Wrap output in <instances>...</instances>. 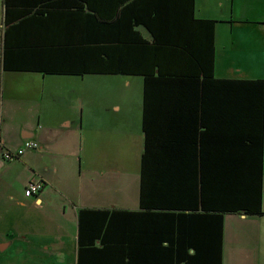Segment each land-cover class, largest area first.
I'll return each mask as SVG.
<instances>
[{
	"label": "crops",
	"instance_id": "obj_1",
	"mask_svg": "<svg viewBox=\"0 0 264 264\" xmlns=\"http://www.w3.org/2000/svg\"><path fill=\"white\" fill-rule=\"evenodd\" d=\"M4 7L0 0V264H77L82 208L138 213L135 226H126L125 235L112 241L119 247L116 264H214V245L210 249L204 241L206 217L194 216L207 210L172 206L176 179L164 194L167 207L140 204L144 77L4 70ZM193 15L214 20V79L264 80V0H194ZM135 28L151 39L144 26ZM115 75L141 78L137 115L127 95L130 80L118 87L121 93L126 89L123 102L110 89L97 85L89 95L86 86L81 91L77 85ZM208 83L211 96L221 92L220 84ZM206 112L163 111L157 116V131L178 136L192 130L197 120L199 130L221 132L219 116ZM26 141L37 147L11 160L3 156L4 149L14 151ZM262 163L263 213L224 214L215 264H264V140ZM36 179L43 189L25 197L27 183ZM159 193L157 187L149 192L153 197ZM85 234L84 245L92 243V236ZM93 243L95 250L83 252L82 261L103 264L109 259L106 243L100 238Z\"/></svg>",
	"mask_w": 264,
	"mask_h": 264
},
{
	"label": "trees",
	"instance_id": "obj_2",
	"mask_svg": "<svg viewBox=\"0 0 264 264\" xmlns=\"http://www.w3.org/2000/svg\"><path fill=\"white\" fill-rule=\"evenodd\" d=\"M4 6V70L144 77L140 204L167 207L164 194L176 179L171 204L207 210L194 216L206 217L204 241L214 245L216 263L224 214L263 213L264 80L213 78L214 20L195 18L194 0H4ZM208 82L221 92L211 96ZM206 109L219 116L221 132L199 130L197 120L178 136L157 131L163 111ZM152 187L162 190L160 197L149 194ZM134 214L80 209L77 264L95 250L93 238L106 243L103 264H116L119 247L112 241L135 226ZM84 230L92 243L84 245Z\"/></svg>",
	"mask_w": 264,
	"mask_h": 264
},
{
	"label": "rangeland",
	"instance_id": "obj_3",
	"mask_svg": "<svg viewBox=\"0 0 264 264\" xmlns=\"http://www.w3.org/2000/svg\"><path fill=\"white\" fill-rule=\"evenodd\" d=\"M125 79L130 80L131 82L129 86L130 89L127 95L131 100H133L131 111H135L137 115L139 112L138 105L140 102V95L138 91V89H140V79H141L140 77H136V75L135 76H121V75L116 76L115 75L113 77L107 76V78H105L104 76H99V78H96L94 80L86 79L84 82H82L81 84L78 83L77 85H79L81 91L83 90V87L86 86L85 89L89 95L90 93L94 91L97 85L99 88L104 87L105 89H110L113 92V98L120 100V102H123V97L126 93V89H124L123 93H121L118 87L123 85V82L125 81ZM102 103H105L104 99H102Z\"/></svg>",
	"mask_w": 264,
	"mask_h": 264
},
{
	"label": "built area",
	"instance_id": "obj_4",
	"mask_svg": "<svg viewBox=\"0 0 264 264\" xmlns=\"http://www.w3.org/2000/svg\"><path fill=\"white\" fill-rule=\"evenodd\" d=\"M35 147H37L36 142L26 141V142H24L23 146H21L20 148H17L14 151H9L8 149H4L3 150V156L6 159L11 160V159L17 158L20 155H22L24 150H26L28 148H35ZM42 189H43V183L41 181H39V179L30 180L24 189V196L30 197L32 195L38 194L41 192Z\"/></svg>",
	"mask_w": 264,
	"mask_h": 264
}]
</instances>
